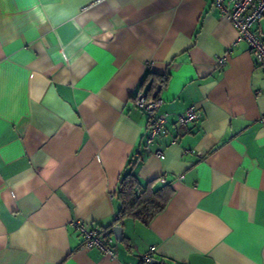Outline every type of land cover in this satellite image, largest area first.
Listing matches in <instances>:
<instances>
[{
  "label": "crops",
  "instance_id": "0c3cea01",
  "mask_svg": "<svg viewBox=\"0 0 264 264\" xmlns=\"http://www.w3.org/2000/svg\"><path fill=\"white\" fill-rule=\"evenodd\" d=\"M211 2L0 0V264H136L150 247L264 264V66ZM253 29L264 38V19ZM158 85L167 132L147 145L133 96ZM191 104L200 119L179 125ZM128 171L172 193L118 241ZM74 221L111 231L115 257Z\"/></svg>",
  "mask_w": 264,
  "mask_h": 264
},
{
  "label": "built area",
  "instance_id": "2783aa9c",
  "mask_svg": "<svg viewBox=\"0 0 264 264\" xmlns=\"http://www.w3.org/2000/svg\"><path fill=\"white\" fill-rule=\"evenodd\" d=\"M211 7L228 19L237 31V41L246 42L249 52L257 65L264 66V38L253 29L256 22L264 19V0H212ZM219 67L225 63V55L216 58ZM134 106L147 115L146 136L147 145L152 144L155 138L167 132L166 123L168 114L159 112L162 103L160 97L148 96L143 91H137L133 96ZM201 117L199 108L191 104L185 111L176 115L179 125L194 124ZM189 151L185 150V153ZM160 159L165 157L164 151L155 152ZM179 178H182L179 177ZM163 181V179H162ZM83 238V246L98 248L104 255L115 257L112 248L111 231L101 228L87 227L81 221L72 223ZM155 247L142 254L136 264H175L166 258H157L154 254Z\"/></svg>",
  "mask_w": 264,
  "mask_h": 264
},
{
  "label": "trees",
  "instance_id": "16d2710c",
  "mask_svg": "<svg viewBox=\"0 0 264 264\" xmlns=\"http://www.w3.org/2000/svg\"><path fill=\"white\" fill-rule=\"evenodd\" d=\"M157 78V76L153 77V82ZM162 78H160V82L165 81V78ZM157 87L161 86L158 85ZM171 193L170 190L166 191L164 187L142 186L131 171L126 172L120 178L116 190V197L120 204L114 223L119 225L127 217L144 224L149 223L156 214L165 208Z\"/></svg>",
  "mask_w": 264,
  "mask_h": 264
},
{
  "label": "water",
  "instance_id": "95a60500",
  "mask_svg": "<svg viewBox=\"0 0 264 264\" xmlns=\"http://www.w3.org/2000/svg\"><path fill=\"white\" fill-rule=\"evenodd\" d=\"M159 91H160V87H157L155 89V91L153 92V97H156L158 95ZM112 232L114 233L115 238L118 241H121V239H122V227L120 225H115L112 228Z\"/></svg>",
  "mask_w": 264,
  "mask_h": 264
}]
</instances>
